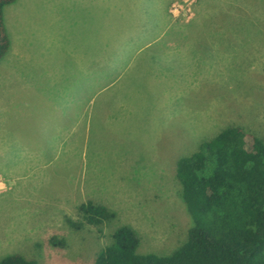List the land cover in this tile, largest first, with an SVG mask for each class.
Returning <instances> with one entry per match:
<instances>
[{"label": "rangeland", "instance_id": "374dc122", "mask_svg": "<svg viewBox=\"0 0 264 264\" xmlns=\"http://www.w3.org/2000/svg\"><path fill=\"white\" fill-rule=\"evenodd\" d=\"M5 16L0 259L93 264L125 225L140 253L172 254L193 226L178 160L232 125L264 139V0H17ZM89 200L116 214L102 238L65 223Z\"/></svg>", "mask_w": 264, "mask_h": 264}, {"label": "trees", "instance_id": "16d2710c", "mask_svg": "<svg viewBox=\"0 0 264 264\" xmlns=\"http://www.w3.org/2000/svg\"><path fill=\"white\" fill-rule=\"evenodd\" d=\"M17 0H0V61L9 54L11 37L5 9ZM176 177L193 226L186 242L170 255L140 253L141 239L128 225L112 234V243L93 264H264V139L232 125L198 150L181 157ZM81 221L66 219L75 231L94 227L99 237L116 214L92 200L79 207ZM50 245L68 249L66 238ZM0 264H37L22 254H10Z\"/></svg>", "mask_w": 264, "mask_h": 264}, {"label": "crops", "instance_id": "0c3cea01", "mask_svg": "<svg viewBox=\"0 0 264 264\" xmlns=\"http://www.w3.org/2000/svg\"><path fill=\"white\" fill-rule=\"evenodd\" d=\"M60 1H65V0H60ZM170 2H172V1H170ZM17 3V2H16ZM15 4V3H14ZM13 5V4H12ZM67 7H68V9H67V12H69V11H73L74 10V8H75V2L73 1V3H72V1H71V4H70V1H67ZM159 10L161 11V8H159ZM165 10V8L163 9V11ZM58 11V10H57ZM162 11V12H163ZM66 12V13H67ZM61 14H63V13H59L58 15H60L61 16ZM157 15V14H156ZM157 16H160V15H157ZM165 17H167L168 15L166 14V15H164ZM177 17V16H176ZM5 22H6V25H7V21H6V16H5ZM8 28V27H7ZM169 28V27H168ZM188 32V31H187ZM186 32V33H187ZM195 32H196V37L199 35V33L198 32H202V29H201V27H199V26H195ZM185 33V34H186ZM174 40H179V41H177V42H183V52H185V53H188V50L193 46L192 44H188V40H186V41H184V38H183V36H181V34H180V32H179V30H178V32H177V29H176V34H175V37H174ZM190 40V39H189ZM194 42H198V40H196V41H194ZM150 44V43H149ZM189 45H192V46H189ZM175 47L176 48H178V49H182V44L181 43H176L175 44ZM72 63H74V62H72ZM68 66H72V65H70V63L68 64ZM74 66V65H73ZM80 66H82L83 67V69H82V71H81V75H84L85 73H86V70H87V73L88 74H90V66H91V64H90V62L89 63H87L86 61H83L81 64H80ZM195 69V67L193 66L192 67V70H194ZM74 73V71L72 72V74ZM68 77H69V75H68ZM89 81H90V77H89ZM102 81V80H101ZM174 81H176V80H174ZM176 82H179V81H176ZM191 82H193V81H191ZM186 83H189L188 81H184L183 80V85L185 86V84ZM185 88V87H184ZM183 88V89H184ZM185 90V89H184ZM186 92V91H185ZM180 98L182 97V93H180L179 95H178ZM178 96L177 97H175V98H178ZM85 111H86V107H83V108H74V107H70V109H68V112L66 111V113L65 114H69V115H71V113H73V114H77V115H80V114H83L84 115V113H85ZM158 111H161V110H158ZM162 116H165V119H167V120H172V118H173V115H177V111H175V112H173L172 110H164L162 113ZM164 121V120H163Z\"/></svg>", "mask_w": 264, "mask_h": 264}]
</instances>
